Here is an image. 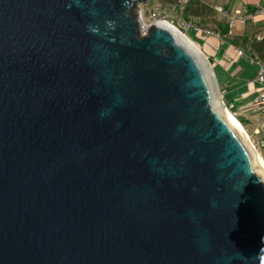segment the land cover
I'll use <instances>...</instances> for the list:
<instances>
[{
    "label": "water",
    "instance_id": "water-1",
    "mask_svg": "<svg viewBox=\"0 0 264 264\" xmlns=\"http://www.w3.org/2000/svg\"><path fill=\"white\" fill-rule=\"evenodd\" d=\"M142 1L0 0V264H264V162Z\"/></svg>",
    "mask_w": 264,
    "mask_h": 264
},
{
    "label": "crops",
    "instance_id": "crops-1",
    "mask_svg": "<svg viewBox=\"0 0 264 264\" xmlns=\"http://www.w3.org/2000/svg\"><path fill=\"white\" fill-rule=\"evenodd\" d=\"M186 6V12H183L184 17L189 16L186 22L201 29L198 32L190 30L189 37L211 60L227 106L237 113L238 118L260 114L258 116L264 119V111L253 104L264 88L257 80L259 67L256 60L264 62V0H190ZM218 6L229 15L219 13ZM237 11L251 14L253 18L246 21L236 19L231 26V17L236 16Z\"/></svg>",
    "mask_w": 264,
    "mask_h": 264
},
{
    "label": "rangeland",
    "instance_id": "rangeland-1",
    "mask_svg": "<svg viewBox=\"0 0 264 264\" xmlns=\"http://www.w3.org/2000/svg\"><path fill=\"white\" fill-rule=\"evenodd\" d=\"M146 1H148L147 4L145 3V1L138 3L139 7H141L142 20H143V24H141V28L143 29V32L141 33L142 35H146L148 32L146 26L149 23H153V11L155 8L165 9L171 15L170 19L176 25H177V21L179 20L187 21L186 18L189 17L188 15L184 17L183 12H186V10L179 6L178 4L179 0H146ZM188 34L190 35V33ZM258 115L252 114L250 117H247L246 119L244 117H239L240 118L239 119L236 116L235 118L243 125L246 132L249 134L251 141L255 145L256 149L260 152L264 160V146H262V139L264 138V132L261 133L257 132L260 122L262 121L263 118H261Z\"/></svg>",
    "mask_w": 264,
    "mask_h": 264
},
{
    "label": "built area",
    "instance_id": "built-area-1",
    "mask_svg": "<svg viewBox=\"0 0 264 264\" xmlns=\"http://www.w3.org/2000/svg\"><path fill=\"white\" fill-rule=\"evenodd\" d=\"M190 0H179L178 4L180 7L183 9L186 7V5L189 3ZM216 10L221 13L224 16H228L229 13L223 9L222 7L218 6ZM263 12V9H261ZM171 15L165 10L161 8H155L153 11V22L156 20L162 19L165 21H168L169 23L173 24L174 26L178 27L181 29L186 35L190 36L188 33L190 30H195L196 32L201 31L199 26H196L192 23H188L184 20H179L177 21V25L173 23V21L170 19ZM249 18H253L251 14L246 15V13H242L240 11L236 12V16L231 17L230 24L231 26H234L236 19H240L242 21H246ZM152 23H149L148 25L150 26ZM207 34H213L211 31H206ZM191 38V37H190ZM192 39V38H191ZM198 44V43H197ZM239 53L242 54V51H239ZM257 64H258V78L257 80L264 85V62L258 58H256ZM254 107L257 109H260L264 111V88L261 90V92L254 98L253 100ZM229 107V106H228ZM230 109V107H229ZM231 110V109H230ZM231 112L237 117V113L232 111ZM238 118V117H237ZM258 133L264 132V119L260 123V126L257 130ZM262 146H264V138L262 139Z\"/></svg>",
    "mask_w": 264,
    "mask_h": 264
},
{
    "label": "bare ground",
    "instance_id": "bare-ground-1",
    "mask_svg": "<svg viewBox=\"0 0 264 264\" xmlns=\"http://www.w3.org/2000/svg\"><path fill=\"white\" fill-rule=\"evenodd\" d=\"M173 25V24H172ZM174 26V25H173ZM145 27V26H144ZM149 27V25H147L146 26V28H148ZM176 27V26H175ZM182 34H184L189 40H191L193 43H194V45L200 50V48H199V45L197 44V43H195V41H193L188 35H186L181 29H179L178 27H176ZM231 112V111H230ZM232 115L235 117V115L232 113ZM236 119V118H235ZM237 120V119H236ZM238 121V120H237ZM239 122V121H238ZM240 123V122H239ZM241 124V123H240ZM241 126L243 127V125L241 124ZM243 129L245 130V128L243 127ZM245 132H246V130H245ZM247 133V132H246ZM247 135L249 136V134L247 133ZM249 139H250V136H249ZM250 141H251V139H250ZM252 142V141H251ZM252 144H253V142H252ZM253 146H254V148L256 149V147H255V145L253 144ZM256 151L258 152V154H259V156L261 157V159H262V161L264 162V160H263V157L261 156V154H260V152L256 149Z\"/></svg>",
    "mask_w": 264,
    "mask_h": 264
},
{
    "label": "clouds",
    "instance_id": "clouds-1",
    "mask_svg": "<svg viewBox=\"0 0 264 264\" xmlns=\"http://www.w3.org/2000/svg\"><path fill=\"white\" fill-rule=\"evenodd\" d=\"M259 182L264 183V179H260Z\"/></svg>",
    "mask_w": 264,
    "mask_h": 264
},
{
    "label": "trees",
    "instance_id": "trees-1",
    "mask_svg": "<svg viewBox=\"0 0 264 264\" xmlns=\"http://www.w3.org/2000/svg\"><path fill=\"white\" fill-rule=\"evenodd\" d=\"M187 7V6H186ZM186 7H185V9H186Z\"/></svg>",
    "mask_w": 264,
    "mask_h": 264
}]
</instances>
